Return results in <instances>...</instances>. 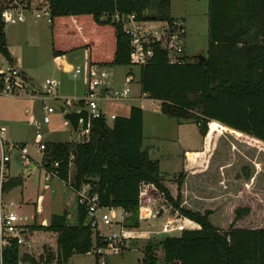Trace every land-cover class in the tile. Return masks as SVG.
<instances>
[{"label": "trees", "instance_id": "trees-1", "mask_svg": "<svg viewBox=\"0 0 264 264\" xmlns=\"http://www.w3.org/2000/svg\"><path fill=\"white\" fill-rule=\"evenodd\" d=\"M31 0H23L29 6ZM53 56L88 49V62L96 65H129L130 35L112 14L134 13L137 19L170 21V0H47ZM0 0V10L15 5ZM0 19V51L12 61ZM208 46L203 60L170 63L158 42L151 43L152 55L140 65V89L159 100L161 112L195 121L208 145L219 127L249 134L264 141V0H207ZM186 56V54H185ZM140 106L131 105L127 115H116L110 124L102 118L90 121L87 139L43 143L40 163L54 167L55 175L67 183L73 160L74 186L88 181L96 190L101 205L120 207L126 213L124 225L139 226V191L142 183L154 187L147 199L161 192L180 214L198 223L178 236H166L147 243L141 264H156L154 250L161 246L165 264H264V227L234 226L222 230L210 219L209 208L200 211L182 204L184 171L176 176L172 194L159 170L158 161L142 147ZM188 154V153H187ZM20 176V175H19ZM15 183L9 178L4 189ZM248 212L247 206L235 209L234 220ZM141 213V211H140ZM86 209L76 206V222L67 221L68 212L51 214L39 228L56 233L55 254L43 252L35 258L20 254L15 242L0 251V264H66L74 254H85L105 245L98 232L86 222Z\"/></svg>", "mask_w": 264, "mask_h": 264}, {"label": "rangeland", "instance_id": "rangeland-1", "mask_svg": "<svg viewBox=\"0 0 264 264\" xmlns=\"http://www.w3.org/2000/svg\"><path fill=\"white\" fill-rule=\"evenodd\" d=\"M158 1L151 0V4L156 5ZM46 4L48 5L47 0L30 1L33 7H43ZM169 9L171 14L184 21L186 59L194 60L191 56L198 51L206 55L207 0H170ZM38 10L39 15L29 9L25 10L24 20L6 24L4 33L12 46L15 65L31 76V85L42 87L46 77L56 80L58 85L50 89L49 95L43 94L34 86L35 91L28 89L14 96L0 94V124L6 125L10 140L25 144L30 156V163L26 165L18 150L11 151L8 170L15 183L4 191L3 200L22 219L26 215L27 219L23 221L29 223L41 224L43 220L46 223L51 214L61 213L63 209L68 212L67 221L75 223L77 203L73 190L68 183L54 174L46 180L47 170L40 163V148L49 141L86 139L81 135L80 127L73 129L65 118V112L84 106L83 101H77L83 96L89 78L88 62L83 63L80 59L78 65H81V71L75 76L71 75V70L65 68L61 59L53 56L48 14ZM72 66L75 67L76 64ZM100 68L107 71L104 81L114 82V87H121L118 82L132 76V79L126 81L130 88L127 100L100 99L99 106L107 115H125L131 105L142 108V147L147 148L150 157L158 161L159 169L172 194L176 191V176L181 170L184 171L181 184L183 205L200 211L209 208L210 221L222 230H226L231 223L242 227H264V141L246 133L219 127L212 134L208 145L201 148L202 136L194 120L180 122L178 118L161 112L157 100L146 95L138 97L142 93L139 65H117L110 69L111 73L107 66ZM71 98L73 101L69 102ZM45 101L53 107V111L44 110ZM61 105L64 106V111H61ZM45 114L48 115L46 121ZM108 121L111 119L108 118ZM198 148L203 152H191L186 159V150ZM185 162L188 165L186 170L183 168ZM73 172L74 163L71 159V183ZM39 198L41 209L37 211ZM141 201L143 204L144 201H151L150 206L155 216H143L138 227H128L133 232L127 235L125 248L117 254H108L101 258L96 254L93 234V248L88 253L70 256L66 264H99L101 260L105 264H141L147 243H156L169 235H179L180 232L176 231H161L166 219L178 216L177 210L168 204L161 192L155 191L154 198L147 199L144 196ZM240 206H247L248 212L234 220L235 209ZM161 208L162 212L159 214ZM114 209L116 218L119 219L122 211L117 207ZM96 229L101 234H108L112 229H118V226L109 227L98 221ZM27 243L28 247H20V254L28 253L35 258L43 252L55 254L56 233L43 228L30 230ZM154 254L156 264H165L161 246L154 250ZM48 264L56 262L52 260Z\"/></svg>", "mask_w": 264, "mask_h": 264}, {"label": "built area", "instance_id": "built-area-1", "mask_svg": "<svg viewBox=\"0 0 264 264\" xmlns=\"http://www.w3.org/2000/svg\"><path fill=\"white\" fill-rule=\"evenodd\" d=\"M15 5L5 6L0 10V19L3 25L10 23H16L23 21L25 18L24 11L31 10L39 15L38 9L42 10L44 13L48 12V5L43 7H33L31 5L24 6L22 4L23 0H14ZM112 17L116 20H120L123 23L124 30L130 35V61L132 64L142 65L145 63L152 55L151 43L156 41L159 46L162 47L166 53L167 58L170 63H182L186 61V56L184 52V41L186 28L184 21L181 18L172 17L170 21L164 19H156L155 22H150V20L137 19L134 13L128 14H112ZM154 23L159 24L156 26ZM183 54V56H180ZM102 66L96 64H87L88 82L83 96L78 99V103L83 101L84 106L78 107L76 111L82 108L87 110V125L85 128L81 126L82 118H79L78 127L81 129V135L88 138L90 131V121L93 118H102L106 123L110 124L112 120L116 117V113L106 114L102 108L99 106L98 101L100 99L105 100H127L129 97L130 88L128 85L121 87H111L108 85L104 78L107 75V71ZM65 68L71 70V75L75 76L81 71V65L76 64L75 67L72 65H65ZM132 79V76L129 77ZM29 78L20 70V67L15 65L10 59H8L2 51H0V94L14 96L22 92L35 91L34 87L36 85H31ZM58 82L52 78L46 77L42 83V87H37L41 90L43 94H50V89L55 88ZM34 86V87H33ZM142 92L140 97L144 96ZM44 100L45 96H42ZM73 101V98L69 102ZM44 110L46 112L53 111V107L45 101ZM108 118L111 121H108ZM44 120H48V115H44ZM41 145L40 150L42 149ZM12 150H18L20 152V157L22 161L27 165L30 163V156L28 155V150L24 143H18L10 140L7 137V127L4 124H0V251L12 241L16 243L19 248L21 246L28 247L27 243L30 230L28 225L33 222L23 221L27 219L24 215L23 219L17 215L16 210L8 208L4 204L3 194H4V184L10 178L8 165L10 161V153ZM58 165L57 161L51 163V167L47 169L46 180L51 176L55 175L54 167ZM68 185L72 188L74 196L76 198V203L81 204L86 209V222H88L92 230L100 233L96 227L98 221H102L105 225L113 227L118 226V229L112 231L108 234H99L102 237L105 245L98 247L96 249V254L99 257L106 256L108 254H117L123 248L126 247L125 239L129 233L133 231L128 229L124 225V217L126 213L121 209L122 213L119 219L116 218L117 214L115 212V206H105L101 205L99 202L98 193L96 190L92 189V185L88 181H83L79 186H74L67 181ZM48 184V183H46ZM153 183H142L139 191V215L141 216V200L142 197L148 192L149 189L153 188ZM158 191V190H155ZM41 198V197H40ZM40 198L38 201L37 211L41 209ZM12 203V201H11ZM176 215L173 218H168L164 221L161 231L164 233L170 232H181L187 230L186 228H196L199 227L198 223L189 219L188 217L180 214L176 211ZM153 215V211L147 212V216ZM143 217V216H142ZM45 222V220H43ZM42 222V223H43ZM41 223V224H42ZM46 224V223H45ZM99 264H105L104 260H101ZM178 264V263H177Z\"/></svg>", "mask_w": 264, "mask_h": 264}, {"label": "crops", "instance_id": "crops-1", "mask_svg": "<svg viewBox=\"0 0 264 264\" xmlns=\"http://www.w3.org/2000/svg\"><path fill=\"white\" fill-rule=\"evenodd\" d=\"M170 9H171V5H170ZM169 9V11H170V16L171 17H176V16H174L173 14H171V10ZM47 19H48V17H47ZM48 21H49V19H48ZM150 22H155V20H150ZM5 41H6V46H7V48H8V50H9V52H10V54H11V56H12V62L14 63L15 62V56H14V52H13V50H12V46H11V44H10V42H9V39H8V37H6V35H5ZM55 57V56H54ZM55 58H57V59H61V61L65 64V65H74V64H78V62H80V59L81 60H83V63L84 62H88V49H86V48H79V49H75V50H72V51H69V52H67V53H65V54H63V55H61V56H57V57H55ZM89 63V62H88ZM100 66H107L108 68H109V73H111V71H110V69L111 68H115V66H117V65H113V66H109V65H100ZM19 67V66H18ZM23 73L28 77V78H30L31 76H28L25 72H24V70H23ZM128 80H130L129 79V77H126V78H124L122 81H119L118 82V85H120V86H125L126 85V81H128ZM87 82H88V80L86 81V86H85V89H84V92H85V90H86V87H87ZM108 82V85L109 86H111V87H114V82H110V81H107ZM145 94V93H144ZM143 94V95H144ZM138 97H140V95L138 96ZM141 98V97H140ZM155 100H157V99H155ZM158 102H159V100H157ZM159 108H160V105H159ZM129 112V111H128ZM117 114V113H116ZM128 114V113H127ZM127 114H125V115H127ZM118 115V114H117ZM182 122V121H181ZM201 142H202V146H201V148L203 147V146H205V136H204V138L202 137V139H201ZM201 148H198V149H195V150H186V154H185V156H186V159H187V153L189 154V153H191V152H203V151H201ZM148 153H150V152H148ZM149 156H150V154H149ZM152 158V157H151ZM187 163L185 162V163H183V168H184V170H186L187 169ZM160 170V169H159ZM160 173H161V170H160ZM161 175H163L162 173H161ZM144 203L145 204H143L142 203V201H141V216H140V218H143L142 216H147V212L149 213V212H151L152 211V208H151V201H147V202H145L144 201ZM143 207H146V208H144L143 209Z\"/></svg>", "mask_w": 264, "mask_h": 264}, {"label": "water", "instance_id": "water-1", "mask_svg": "<svg viewBox=\"0 0 264 264\" xmlns=\"http://www.w3.org/2000/svg\"><path fill=\"white\" fill-rule=\"evenodd\" d=\"M180 56H183V54H181ZM191 57L196 58L198 60H203L205 58V54L202 53V51H198L194 53ZM60 109L61 111H64L65 108L63 105H61ZM65 118L68 119L73 129H77L79 118H82L83 121H82L81 126L85 128L87 125V119H88L87 110L85 108H82L79 111H76V110L66 111ZM18 175H20V173H18ZM161 212H162V208L159 210L158 213L160 214ZM42 224H45V222H43Z\"/></svg>", "mask_w": 264, "mask_h": 264}]
</instances>
